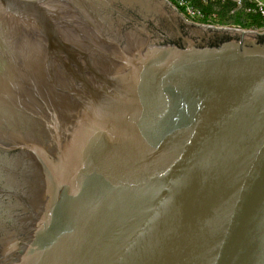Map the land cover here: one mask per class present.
<instances>
[{"label":"water","instance_id":"water-1","mask_svg":"<svg viewBox=\"0 0 264 264\" xmlns=\"http://www.w3.org/2000/svg\"><path fill=\"white\" fill-rule=\"evenodd\" d=\"M0 264H264V33L0 0Z\"/></svg>","mask_w":264,"mask_h":264},{"label":"built area","instance_id":"built-area-1","mask_svg":"<svg viewBox=\"0 0 264 264\" xmlns=\"http://www.w3.org/2000/svg\"><path fill=\"white\" fill-rule=\"evenodd\" d=\"M168 3L188 22L197 25L200 24L205 19H218L219 7L220 5H225L231 2L235 9L232 13L238 10L245 9L248 13H253L256 11L264 17V3L261 0H167ZM245 3H247L245 5ZM208 27H218V28H235L246 31H255L259 33H264V28H253L245 29L241 26H212L203 25Z\"/></svg>","mask_w":264,"mask_h":264},{"label":"trees","instance_id":"trees-1","mask_svg":"<svg viewBox=\"0 0 264 264\" xmlns=\"http://www.w3.org/2000/svg\"><path fill=\"white\" fill-rule=\"evenodd\" d=\"M234 9L235 6L231 2L220 5L219 11H217L220 17L215 22L222 26L239 25L245 29L264 28V17L260 13L256 11L248 13L245 9L232 13Z\"/></svg>","mask_w":264,"mask_h":264},{"label":"rangeland","instance_id":"rangeland-1","mask_svg":"<svg viewBox=\"0 0 264 264\" xmlns=\"http://www.w3.org/2000/svg\"><path fill=\"white\" fill-rule=\"evenodd\" d=\"M261 1L264 3V0H261ZM216 20L217 19H205L200 24H203V25H212V26H222V25L217 24L215 22ZM226 26H228V25H226ZM233 26H235V25H233Z\"/></svg>","mask_w":264,"mask_h":264}]
</instances>
